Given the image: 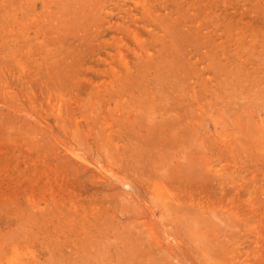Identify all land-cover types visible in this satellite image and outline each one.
I'll list each match as a JSON object with an SVG mask.
<instances>
[{"label": "rangeland", "instance_id": "rangeland-1", "mask_svg": "<svg viewBox=\"0 0 264 264\" xmlns=\"http://www.w3.org/2000/svg\"><path fill=\"white\" fill-rule=\"evenodd\" d=\"M0 264H264V0H0Z\"/></svg>", "mask_w": 264, "mask_h": 264}, {"label": "bare ground", "instance_id": "bare-ground-1", "mask_svg": "<svg viewBox=\"0 0 264 264\" xmlns=\"http://www.w3.org/2000/svg\"><path fill=\"white\" fill-rule=\"evenodd\" d=\"M167 238V237H166Z\"/></svg>", "mask_w": 264, "mask_h": 264}]
</instances>
